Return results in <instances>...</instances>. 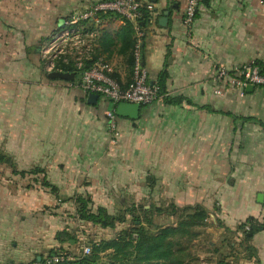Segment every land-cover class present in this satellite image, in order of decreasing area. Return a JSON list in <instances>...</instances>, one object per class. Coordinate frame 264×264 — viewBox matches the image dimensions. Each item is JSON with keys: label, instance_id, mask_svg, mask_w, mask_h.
Wrapping results in <instances>:
<instances>
[{"label": "crops", "instance_id": "obj_1", "mask_svg": "<svg viewBox=\"0 0 264 264\" xmlns=\"http://www.w3.org/2000/svg\"><path fill=\"white\" fill-rule=\"evenodd\" d=\"M97 1L0 0V155L13 165L0 164V264L68 249L59 234L91 227L69 217L74 195L102 205L145 201L149 176L157 183L150 191L176 207L219 209L231 226L253 219L242 264H264V89L216 94L219 68L264 62V0H202L190 25L186 0H141L152 8L144 66L153 83L167 77L164 97L136 119L101 96L89 102L91 94L49 78L43 65L54 33ZM127 23L112 13L90 27L93 58L109 63L123 87L133 77Z\"/></svg>", "mask_w": 264, "mask_h": 264}, {"label": "built area", "instance_id": "obj_2", "mask_svg": "<svg viewBox=\"0 0 264 264\" xmlns=\"http://www.w3.org/2000/svg\"><path fill=\"white\" fill-rule=\"evenodd\" d=\"M202 0H186L184 23L190 25L196 19ZM145 6L141 0H99L84 12L66 19L54 33L41 51L42 61L47 73L72 72L75 81L87 94H96L111 102L116 107L121 103L150 106L161 100L164 95L161 87L149 79L148 71L143 63V46L146 32L140 25L144 17ZM115 13L123 20L133 24L135 30V46L133 49V77L127 87H123L113 76V69L102 58H93L97 33L91 24L99 20V16ZM70 69V71L67 70ZM219 88L216 94L226 90H239L243 95L249 87L264 89V62L248 63L233 69L219 68L216 74ZM110 131L115 140L120 131L114 112H108ZM90 254V248L83 249ZM65 256H53L46 262L32 264H53L64 261Z\"/></svg>", "mask_w": 264, "mask_h": 264}, {"label": "rangeland", "instance_id": "obj_3", "mask_svg": "<svg viewBox=\"0 0 264 264\" xmlns=\"http://www.w3.org/2000/svg\"><path fill=\"white\" fill-rule=\"evenodd\" d=\"M147 180L148 195L145 201H126L125 203L112 201L102 205L101 201H93L89 194H79L78 196L90 201L89 211L97 213L99 208H105L108 214L126 218V222L117 223L114 229H105L92 224L90 228H86L82 223L83 225L67 235L70 237H66L67 250L70 251L71 246L75 245L72 238L78 241L79 244L75 248L81 253L86 247L92 248L94 243L110 240L122 234L124 230H133L137 226V218H140L151 233H157L163 228L178 227L181 223H188L189 216L194 215L195 211L181 213L182 207L174 210L176 206L171 201L164 200L161 193L150 191L157 188L156 178L149 176ZM104 195L107 196V193ZM76 197L77 195H74L72 199ZM78 208L79 205L76 203L70 210L72 215L69 217L79 218ZM157 209H162L163 212H157ZM145 210L150 211L145 213ZM205 211L204 213L200 211L205 217H199L197 224L189 223L183 226L180 233L172 238L177 244L175 250L184 251L182 257L192 264H242V261L248 257L243 253V249L251 248V226L247 223L249 219L240 225L231 226L219 218L217 215L219 209H213L211 212Z\"/></svg>", "mask_w": 264, "mask_h": 264}, {"label": "trees", "instance_id": "obj_4", "mask_svg": "<svg viewBox=\"0 0 264 264\" xmlns=\"http://www.w3.org/2000/svg\"><path fill=\"white\" fill-rule=\"evenodd\" d=\"M112 14V13H110ZM100 15L99 18H104L107 15ZM149 18V13L147 9H144V17L140 21V25L143 28ZM128 22V21H127ZM93 24V23H92ZM127 26H131L130 22ZM131 29V27H129ZM135 46V39L133 43V49ZM133 55V51H132ZM134 64V57L132 59V66ZM67 70H70L67 68ZM167 75L163 73L160 78L159 85L161 87V93L164 94L165 79ZM5 163L9 166L12 165V161L9 157H4L0 155V164ZM48 185V184H47ZM53 191L56 190L54 187ZM76 203L79 205L78 214L79 219L85 223L92 225H99L102 228L114 229L117 223H125L126 218H118L107 213L105 208H99L97 213L89 211V200L84 199L81 196L76 197ZM181 207H176L180 209ZM150 210H145L148 213ZM181 213L186 211H195L194 215L189 216L188 223H181L178 227L163 228L157 233H151L140 220L136 219V227L133 230H124L122 234L113 237L110 240L101 241L100 243H94L92 248H90V254H84L82 250L81 253L76 249L75 252H70L67 249L55 251L53 255H48L47 258L43 259L41 262H46L47 259L53 256L64 255L65 259L62 262L53 264H192L187 262L185 258L182 257L184 251L175 250L177 246L176 242L172 239L176 234L180 233L183 226L187 224H197L200 218H204L201 212H206L202 207H182L180 209ZM157 212H163L162 209H157ZM197 213V214H196ZM134 216V215H133ZM253 219H249L247 222L251 228L252 233L254 229L252 228ZM262 227L260 228V230ZM256 230H259L256 228ZM69 233H61L58 237L63 241L68 243L66 237L70 238ZM75 242L72 249L78 246V241L72 238ZM71 242V241H70ZM250 250V249H249ZM106 259V261H104ZM104 261V262H103ZM36 262V261H35ZM33 262V263H35ZM103 262V263H102ZM32 264V263H30Z\"/></svg>", "mask_w": 264, "mask_h": 264}, {"label": "water", "instance_id": "obj_5", "mask_svg": "<svg viewBox=\"0 0 264 264\" xmlns=\"http://www.w3.org/2000/svg\"><path fill=\"white\" fill-rule=\"evenodd\" d=\"M49 78L53 80H63L74 82L75 81V74L68 73V72H52L49 74ZM249 89H254L253 86L249 87ZM99 99V95L91 94L89 97V102L95 103ZM140 106L121 103L116 108V113L119 116H129L130 118L136 119L139 116Z\"/></svg>", "mask_w": 264, "mask_h": 264}]
</instances>
